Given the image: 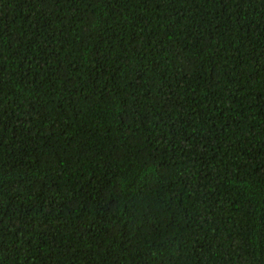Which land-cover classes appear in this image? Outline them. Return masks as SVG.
<instances>
[{
  "label": "trees",
  "instance_id": "1",
  "mask_svg": "<svg viewBox=\"0 0 264 264\" xmlns=\"http://www.w3.org/2000/svg\"><path fill=\"white\" fill-rule=\"evenodd\" d=\"M0 264H264V0H0Z\"/></svg>",
  "mask_w": 264,
  "mask_h": 264
}]
</instances>
